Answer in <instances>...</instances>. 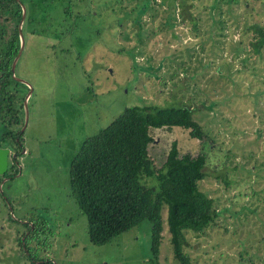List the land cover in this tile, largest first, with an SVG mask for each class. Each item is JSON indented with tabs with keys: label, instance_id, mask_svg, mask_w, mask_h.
Listing matches in <instances>:
<instances>
[{
	"label": "rangeland",
	"instance_id": "rangeland-1",
	"mask_svg": "<svg viewBox=\"0 0 264 264\" xmlns=\"http://www.w3.org/2000/svg\"><path fill=\"white\" fill-rule=\"evenodd\" d=\"M19 2L31 20L21 27L11 74L22 80L14 104L20 140L2 139L0 121V146L18 149L8 175L0 174V264H142L149 221L90 242L86 216L70 195L68 165L84 138L125 106L145 103L188 104L206 133L148 129L155 168L172 140L179 153L206 156L197 186L217 214L202 230H185L190 260L264 264V44L257 54L248 46L250 23L264 28L262 0L229 7L225 0L214 7L212 0ZM5 24L10 30L13 21ZM152 178L143 180L155 185ZM160 212L164 217V205ZM162 224L157 264H179Z\"/></svg>",
	"mask_w": 264,
	"mask_h": 264
},
{
	"label": "trees",
	"instance_id": "trees-1",
	"mask_svg": "<svg viewBox=\"0 0 264 264\" xmlns=\"http://www.w3.org/2000/svg\"><path fill=\"white\" fill-rule=\"evenodd\" d=\"M218 1L212 0L213 7ZM235 1L225 0V3L229 7ZM0 15L4 20L0 21V121L6 127L2 136L20 140L22 117L14 104L16 87L21 82L12 77L10 70L19 45V0H0ZM30 20L24 16L20 30L23 23ZM10 21L13 24L8 30L5 22ZM249 28L255 34L248 39V46L253 54H257L264 44V28L259 23H250ZM196 29L194 27L193 31ZM31 32L35 33L33 29ZM191 113L192 107L188 104H133L125 106L109 123L82 140L69 161L68 183L71 197L86 216L90 242L102 244L147 219L150 223L149 256L142 264H157L164 221L173 258L179 264H195L183 250L184 232L202 230L217 214L211 197L197 186L198 180L205 175V153H179L172 140L157 168L147 154V146L152 140L149 127L178 125L187 128L192 137L206 135ZM15 125L18 126L15 128ZM152 177L155 185L143 180ZM162 205L165 206L164 217L160 212ZM30 224L25 222L26 228ZM30 231L25 236L29 237Z\"/></svg>",
	"mask_w": 264,
	"mask_h": 264
},
{
	"label": "water",
	"instance_id": "water-1",
	"mask_svg": "<svg viewBox=\"0 0 264 264\" xmlns=\"http://www.w3.org/2000/svg\"><path fill=\"white\" fill-rule=\"evenodd\" d=\"M23 17H24V8L22 6L20 8V19H19L18 24H17L19 45H18L16 54L13 56V58L11 60V63H10L11 74H12V71H13L14 62H15L17 56H18V53L20 52V50L22 48V45H23V37H22V34H21V30H20V26H21V22H22ZM15 79L17 81H22L19 78H15ZM23 106H25V99L23 100ZM255 133H256V135L258 134V131L256 129H255ZM9 154H10L11 157L15 156L14 152L10 153V149H9L8 146H0V174H2L6 170L7 160H8Z\"/></svg>",
	"mask_w": 264,
	"mask_h": 264
},
{
	"label": "flooded vegetation",
	"instance_id": "flooded-vegetation-1",
	"mask_svg": "<svg viewBox=\"0 0 264 264\" xmlns=\"http://www.w3.org/2000/svg\"><path fill=\"white\" fill-rule=\"evenodd\" d=\"M6 138H9V139L13 140V139L10 138V137H6ZM2 139H4L3 136H2ZM2 139L0 138V141H1ZM13 141H14V140H13ZM18 145H19L20 148H21V145H20L19 143H18ZM3 146H8V145H3ZM8 147H9V149H10V153H11V152H14L15 155H17V154H16V153H17L16 148L13 149V148H11L10 146H8ZM12 163H13V161H12V157H11L10 154H9V157H8V160H7V167H6V170H7L8 168H11ZM6 170L1 174L2 177L8 175V174L6 173ZM26 233H28V230H27ZM28 258L30 259L31 257H28ZM31 260H33L34 264L39 263L38 261H35L33 258H31Z\"/></svg>",
	"mask_w": 264,
	"mask_h": 264
}]
</instances>
